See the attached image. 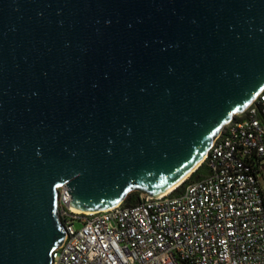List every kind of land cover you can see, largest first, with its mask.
I'll use <instances>...</instances> for the list:
<instances>
[{"label": "water", "instance_id": "95a60500", "mask_svg": "<svg viewBox=\"0 0 264 264\" xmlns=\"http://www.w3.org/2000/svg\"><path fill=\"white\" fill-rule=\"evenodd\" d=\"M263 91L264 0H0V264L53 263L63 185L185 182Z\"/></svg>", "mask_w": 264, "mask_h": 264}, {"label": "built area", "instance_id": "2783aa9c", "mask_svg": "<svg viewBox=\"0 0 264 264\" xmlns=\"http://www.w3.org/2000/svg\"><path fill=\"white\" fill-rule=\"evenodd\" d=\"M204 162L208 174L181 192L140 193L137 204L93 213L73 209L59 187L66 239L52 264H264V91Z\"/></svg>", "mask_w": 264, "mask_h": 264}, {"label": "trees", "instance_id": "16d2710c", "mask_svg": "<svg viewBox=\"0 0 264 264\" xmlns=\"http://www.w3.org/2000/svg\"><path fill=\"white\" fill-rule=\"evenodd\" d=\"M208 174V169L206 163L204 162L191 176L188 180H186L179 188L175 191L181 192L184 185L188 182H194L198 179L206 176ZM136 194V195H135ZM140 201V192L132 193L128 198H126L125 202L129 205L137 204Z\"/></svg>", "mask_w": 264, "mask_h": 264}, {"label": "bare ground", "instance_id": "6f19581e", "mask_svg": "<svg viewBox=\"0 0 264 264\" xmlns=\"http://www.w3.org/2000/svg\"><path fill=\"white\" fill-rule=\"evenodd\" d=\"M205 159L201 162V165L204 163ZM188 178V177H187ZM187 178L185 180H187ZM184 181L180 182L179 184H177L175 187L171 188L169 191H167L165 194L167 193H170V192H173L175 191L177 188H179L182 184H183Z\"/></svg>", "mask_w": 264, "mask_h": 264}, {"label": "rangeland", "instance_id": "374dc122", "mask_svg": "<svg viewBox=\"0 0 264 264\" xmlns=\"http://www.w3.org/2000/svg\"><path fill=\"white\" fill-rule=\"evenodd\" d=\"M190 178V176L187 178V180ZM260 182H261V185L263 187V190H264V174L263 175H260ZM132 193H136V192H132ZM130 193L127 198L132 194ZM136 195V194H135ZM78 227V226H77Z\"/></svg>", "mask_w": 264, "mask_h": 264}]
</instances>
